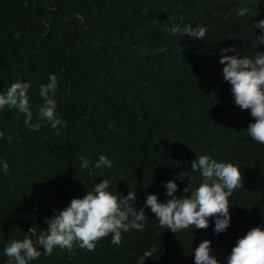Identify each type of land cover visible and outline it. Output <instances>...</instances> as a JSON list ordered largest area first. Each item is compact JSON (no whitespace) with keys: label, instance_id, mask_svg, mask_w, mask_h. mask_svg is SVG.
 I'll return each mask as SVG.
<instances>
[{"label":"trees","instance_id":"obj_1","mask_svg":"<svg viewBox=\"0 0 264 264\" xmlns=\"http://www.w3.org/2000/svg\"><path fill=\"white\" fill-rule=\"evenodd\" d=\"M261 19L264 0H0V93L29 82L31 124L40 125L32 130L23 113L0 111V160L9 165L7 174L0 170V264H12L6 244L25 235L35 243L53 209L103 179L113 194L135 191L137 209L150 194L166 202L169 180L178 184L174 195L190 196L183 190L201 183L191 171L200 155L242 173L224 233L213 234L212 217L207 229L173 233L146 208L143 230L122 233L119 245L109 235L92 251L57 247L31 264H194L204 240L223 261L238 238L264 227V144L250 141L242 115L236 126L248 154L234 151L235 103L219 63L223 48L237 50L226 55L264 53L253 26ZM173 25L207 31L195 40L173 35ZM49 74L57 76L56 111L67 125L59 134L38 115ZM100 155L111 168H81L80 157L94 164Z\"/></svg>","mask_w":264,"mask_h":264},{"label":"clouds","instance_id":"obj_2","mask_svg":"<svg viewBox=\"0 0 264 264\" xmlns=\"http://www.w3.org/2000/svg\"><path fill=\"white\" fill-rule=\"evenodd\" d=\"M249 9H241L237 15L245 16ZM254 29H260L261 35L255 37V45H264V19L253 24ZM206 28L190 25L181 27L173 25V35H181L204 40ZM233 47L220 50L219 63L223 65L222 74L231 85L230 91L234 99L232 114L234 124L233 135L238 139V147L234 151L240 155L248 154L247 141L237 131L236 120L245 117L244 129L250 141L261 146L264 144V53L247 55H226L236 52ZM29 82H14L7 91L0 93V111L15 109L25 115L24 124L32 130L40 125L31 124L33 117ZM58 91V80L55 74H49L48 83L41 84L39 95L43 104L38 106L39 119L47 122L59 134L60 129L67 127L65 121L57 114L55 93ZM241 120H237L240 122ZM2 136V134H0ZM81 168L96 169L111 168L112 161L105 155H100L93 164L91 160L80 157ZM0 170L8 173L7 161L0 160ZM191 171L198 172L202 178L198 187L192 188L189 183L184 193L190 196L177 197L178 184L175 180L164 183L166 202H160L156 194L146 196L143 207L136 208V192L128 195H116L110 191V181L103 179L95 184L91 191L82 198H73L61 209H53V215L45 220L47 230L41 231L38 239L33 240L25 235L23 239H13L5 245L3 255L12 264H31L42 254L52 255L55 248L71 250L74 244L92 251L96 242L111 235V243L119 245L122 233L130 229L143 230L148 219L145 209H150L162 227L173 233L191 228L193 230L207 229L209 218H214V235L224 233L231 225L229 197L234 190L243 186L242 173L238 166L221 162L208 155L197 156L191 162ZM181 174V180L184 178ZM31 231V229L29 230ZM43 250V252L41 251ZM194 264H264V227L257 226L238 238L231 253L223 260H218L212 254L211 241L204 240L195 249Z\"/></svg>","mask_w":264,"mask_h":264}]
</instances>
